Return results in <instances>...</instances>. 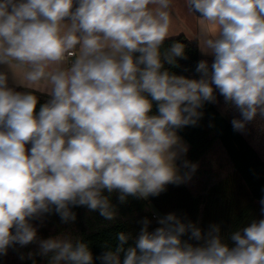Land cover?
<instances>
[{"label": "clouds", "instance_id": "obj_1", "mask_svg": "<svg viewBox=\"0 0 264 264\" xmlns=\"http://www.w3.org/2000/svg\"><path fill=\"white\" fill-rule=\"evenodd\" d=\"M182 8L196 21L187 43L173 39L175 0H0V256L35 244L33 264H264V199L227 238L175 213L116 232L98 256L71 232L38 235L49 215L73 224L84 207L112 222L113 194L125 204L190 180L178 133L218 97L234 131L264 123V0ZM193 40L206 58L196 77L177 74Z\"/></svg>", "mask_w": 264, "mask_h": 264}, {"label": "trees", "instance_id": "obj_2", "mask_svg": "<svg viewBox=\"0 0 264 264\" xmlns=\"http://www.w3.org/2000/svg\"><path fill=\"white\" fill-rule=\"evenodd\" d=\"M173 39L186 43L191 40L183 35ZM186 53L188 58L180 60V67L173 71L196 77L195 66L206 57L201 55L194 40L188 44ZM202 111L204 115L197 125L184 127L178 133L189 145L185 159L198 165L190 180L180 185L170 184L159 196L147 200L129 197L127 203L120 204L113 194L111 199L119 215L112 222L105 221L98 212L89 213L84 207L73 209L77 214L73 224H63L58 215H49L42 224L35 222L38 235L48 238L62 231L71 232L89 243L94 256H98L103 251L102 244L113 241L116 232L135 235L144 217L152 221L150 230L158 226L157 216L168 213L198 223L205 232L210 224H219L225 238L237 227L261 218L264 123L249 124L244 132L234 131L231 121L239 114L226 109L222 97H218L216 104H206ZM37 251L35 244L10 248L6 256H0V264H33L27 254ZM22 254L25 259L20 258ZM33 259L36 264H47V259L39 255Z\"/></svg>", "mask_w": 264, "mask_h": 264}, {"label": "crops", "instance_id": "obj_3", "mask_svg": "<svg viewBox=\"0 0 264 264\" xmlns=\"http://www.w3.org/2000/svg\"><path fill=\"white\" fill-rule=\"evenodd\" d=\"M175 3L177 10V18H176L173 38L183 35L189 39H193L196 30V21L193 18H190L185 15L182 8V0H175ZM183 141L188 145V143L184 139ZM188 149H189V145H188Z\"/></svg>", "mask_w": 264, "mask_h": 264}]
</instances>
